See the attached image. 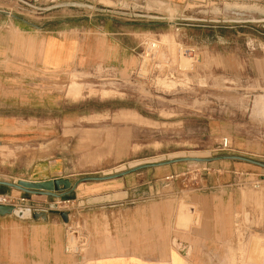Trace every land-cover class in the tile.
Masks as SVG:
<instances>
[{
  "label": "rangeland",
  "instance_id": "rangeland-1",
  "mask_svg": "<svg viewBox=\"0 0 264 264\" xmlns=\"http://www.w3.org/2000/svg\"><path fill=\"white\" fill-rule=\"evenodd\" d=\"M44 1L29 0L33 7L22 4L11 12L41 23L55 4ZM115 1L101 0L103 10L87 1L63 14L126 22L138 56L126 69L72 70L50 82L42 78L36 89L0 91L6 95L0 105V178L61 174L74 181L182 155L237 154L264 163V0H148L144 9L113 7ZM79 20L70 25L86 23ZM145 46L151 49L147 56ZM182 56L190 58L188 65L181 64ZM35 96L49 104H25ZM227 163L260 173L254 182L264 184V167L240 160L182 161L129 174L135 197H142L151 188L189 186L213 165ZM100 183L110 185L111 179L81 182L76 193L93 194L86 187ZM69 195L21 191L16 197L27 204L41 200L59 219ZM74 230L71 247L78 242Z\"/></svg>",
  "mask_w": 264,
  "mask_h": 264
},
{
  "label": "crops",
  "instance_id": "crops-1",
  "mask_svg": "<svg viewBox=\"0 0 264 264\" xmlns=\"http://www.w3.org/2000/svg\"><path fill=\"white\" fill-rule=\"evenodd\" d=\"M87 1L103 10L101 0H55L52 8H60L54 12L51 8L48 20L38 23L11 12V8H23L19 0H0V91L32 90L42 78L50 82L67 71L126 69L133 62L138 55L129 24L103 15L87 22L84 16L67 17L70 7ZM147 1L116 0L113 7L144 9ZM73 20L86 23L70 25ZM11 58L19 65H8ZM180 62L186 66L190 58L182 56ZM5 104L4 92L0 105ZM25 104L49 103L35 96ZM4 121L1 115L0 122ZM1 137L5 134L0 133V146ZM251 170L236 163L213 165L205 177L189 186L151 188L142 197H135L131 174L111 179L110 185L86 187L93 194L76 193L77 185L71 197H65V220L60 212L59 219L53 217L41 200L30 199L35 203L25 207L44 211L43 217L0 215V264H261L264 184L253 186V176L260 173ZM57 177L67 178L54 174L0 180ZM0 193L16 197L21 191L0 185ZM72 227L78 237L74 247Z\"/></svg>",
  "mask_w": 264,
  "mask_h": 264
},
{
  "label": "water",
  "instance_id": "water-1",
  "mask_svg": "<svg viewBox=\"0 0 264 264\" xmlns=\"http://www.w3.org/2000/svg\"><path fill=\"white\" fill-rule=\"evenodd\" d=\"M217 160H240L248 163H252L255 165H259L261 167H264V163L254 160L249 157H245L242 155L237 154H221V155H215V156H195V155H182V156H176L171 157L163 160H155V161H145L142 163H138L136 165H133L129 167L128 169L118 171L115 173L107 174V175H99V176H82L77 178L74 181H71L69 178L65 177H57L54 179H48V180H41V181H27V180H16V181H4L0 180V185L5 187H12L15 189H18L24 193H30V194H43L47 196L52 197H63L66 195H69L74 189L77 187V185L84 181H103L108 179L117 178L144 168L149 167H157L162 165H169L177 162L182 161H196V162H211V161H217ZM50 207L55 206V204H50ZM18 209V207H14L13 205H7V204H0V215L4 214H14L18 217H23L25 215H31L32 217H39L44 216V211H33L29 207H24L19 209L27 212L23 213H16L15 210ZM65 212L60 211V216L65 220Z\"/></svg>",
  "mask_w": 264,
  "mask_h": 264
},
{
  "label": "built area",
  "instance_id": "built-area-1",
  "mask_svg": "<svg viewBox=\"0 0 264 264\" xmlns=\"http://www.w3.org/2000/svg\"><path fill=\"white\" fill-rule=\"evenodd\" d=\"M27 1V2H26ZM29 0H19V3L22 4H27L30 7H33V4L31 2H28ZM150 48L146 47L142 50V54L145 53L144 55L147 56L150 54ZM224 145H226V141H224ZM264 177V176H262ZM259 185V181L253 182V186L257 187ZM26 199L24 197H15L11 198V196L7 194H0V204H7V205H13L14 207H25Z\"/></svg>",
  "mask_w": 264,
  "mask_h": 264
},
{
  "label": "bare ground",
  "instance_id": "bare-ground-1",
  "mask_svg": "<svg viewBox=\"0 0 264 264\" xmlns=\"http://www.w3.org/2000/svg\"><path fill=\"white\" fill-rule=\"evenodd\" d=\"M22 211H23V210L19 209V207H18V209L15 210L16 213H21ZM23 213L25 214V213H27V212L23 211ZM263 249H264V248H261L260 250L262 251ZM261 251H260L259 253H261ZM259 253H258V254H259ZM258 254H256V256H257ZM263 255H264V254H263ZM258 256H262V255L259 254ZM254 258H255V257H254ZM258 259H259V257H257V260H258ZM260 259H261V258H260ZM262 259H263V258H262ZM255 260H256V259H255ZM263 261H264V260H263ZM262 263H264V262H262ZM262 263H261V264H262Z\"/></svg>",
  "mask_w": 264,
  "mask_h": 264
}]
</instances>
